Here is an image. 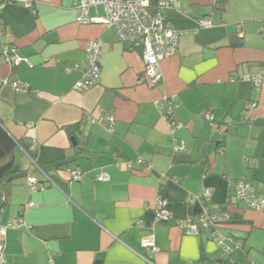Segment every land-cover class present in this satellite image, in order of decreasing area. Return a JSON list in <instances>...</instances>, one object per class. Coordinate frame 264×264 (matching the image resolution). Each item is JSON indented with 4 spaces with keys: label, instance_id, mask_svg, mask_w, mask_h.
<instances>
[{
    "label": "crops",
    "instance_id": "obj_1",
    "mask_svg": "<svg viewBox=\"0 0 264 264\" xmlns=\"http://www.w3.org/2000/svg\"><path fill=\"white\" fill-rule=\"evenodd\" d=\"M76 15L73 0H0V44L23 59L10 69L0 58V75L35 92L0 91V125L30 163L19 158L16 165L15 153L23 176L13 182L0 226L19 216L24 225L0 237V264H148L141 241L150 236L157 248L148 256L152 264H244L259 252L264 258V214L235 203L228 186L246 177L264 197V82L253 90L243 80L246 73L264 75V0H185L167 12L174 28L191 33L180 37L176 56L160 63L156 87L139 84L140 48L118 41L111 28L78 25ZM206 18L212 27L197 29ZM96 39L100 81L78 92L85 46ZM173 95L182 125L174 132L157 111ZM85 114L113 115L114 133L85 123ZM176 141L184 142L182 152H173ZM68 168L82 172L81 180L70 181ZM101 173L109 180H97ZM27 177L38 183L29 188ZM204 188L212 191V210L233 216L220 232L238 240L243 253L231 257L208 233L187 235L178 227ZM158 199L167 202V222L155 216Z\"/></svg>",
    "mask_w": 264,
    "mask_h": 264
},
{
    "label": "built area",
    "instance_id": "obj_2",
    "mask_svg": "<svg viewBox=\"0 0 264 264\" xmlns=\"http://www.w3.org/2000/svg\"><path fill=\"white\" fill-rule=\"evenodd\" d=\"M184 1L157 0L153 8L150 0H73L77 12L75 21L78 25H100L104 28H111L115 31L118 41L132 43L134 46L140 48L144 71L139 79V84H148L151 87H156L161 82L160 63L176 56L179 50L180 37L191 33L190 31L177 30L167 19V12L180 10ZM25 6L30 8L31 4L27 2ZM99 8L102 9L101 16H98ZM91 10L94 11V17L90 15ZM211 27L212 23L208 18L201 19L196 24L197 29H208ZM85 53V66L82 69L81 78L73 87L78 92H86L100 81L101 40L88 41L85 46ZM0 58L10 69L19 66L23 61L11 44H0ZM66 71L68 72V70ZM243 80L248 82L253 90H259L264 82V75L262 72L246 73L243 76ZM5 87H9L15 92L35 93L31 91L28 84L20 81L11 82L0 75V91ZM255 105V103L250 104V108H254ZM177 109L178 98L174 95L164 96L157 104V111L172 132L182 127L176 118ZM203 117L209 122L212 121V116L209 112L204 113ZM83 121L92 125L98 124L110 134L114 133L115 118L111 114L98 118L85 114ZM184 149V142H175L173 152H182ZM223 152V149H220L219 153L223 154ZM142 164L141 161L136 162V165ZM115 166L118 169L120 168V164L118 163ZM126 167L130 170L133 168V165L127 163ZM39 171L46 179H49L41 169ZM67 173L70 176V181L75 182L80 181L83 176V173L77 169L68 168ZM96 179L108 181L109 176L106 173H101L96 175ZM37 183V179L33 177H27L25 181V184L29 188ZM228 186L232 190V197L236 203L244 205L249 210L264 214V197H257L253 186L246 177L229 180ZM35 191L33 188L31 192ZM211 198V189H202L193 198V202L199 206L197 217L195 219L187 218L179 221L178 227L187 235L208 233L216 246L225 254L230 255L234 250L238 249V246L231 237L222 234L220 228L230 222L231 215L226 211L212 210L208 205ZM31 205L32 203L28 204V206ZM155 216L161 222H167L170 218V212L165 200H157ZM22 225H24V222L21 216L10 220L6 226H0V237L5 236L8 228L15 229ZM141 246L145 253L141 256L142 260L148 264H152L148 256L157 252L154 237L150 236L142 239ZM3 248V244L0 242V262H3Z\"/></svg>",
    "mask_w": 264,
    "mask_h": 264
},
{
    "label": "trees",
    "instance_id": "obj_3",
    "mask_svg": "<svg viewBox=\"0 0 264 264\" xmlns=\"http://www.w3.org/2000/svg\"><path fill=\"white\" fill-rule=\"evenodd\" d=\"M150 2H151V6L154 8L157 0H150ZM1 31H2V28H1ZM237 45H241V43L233 44V46H237ZM16 142L17 141L15 140V138L11 137L9 133L0 125V192H2L0 193V197H1L0 211L4 207L7 201V198L10 194V189L13 185V182L17 178H20L23 176L22 172H19L15 168V149L17 147ZM220 149H223V148L222 147L219 148L218 152L220 151ZM189 211H190L189 218L195 219L199 212L198 204L194 203V205L190 207ZM232 217L233 216L231 215V220H232ZM232 239L234 240L235 244L238 246V249L234 250L233 253L230 254L231 257H234L236 252L243 253V247H242V244L238 240H236L235 238H232ZM243 255L245 256V254ZM218 262L225 264V262H223L222 260H219ZM230 264H242V263L233 262Z\"/></svg>",
    "mask_w": 264,
    "mask_h": 264
},
{
    "label": "rangeland",
    "instance_id": "obj_4",
    "mask_svg": "<svg viewBox=\"0 0 264 264\" xmlns=\"http://www.w3.org/2000/svg\"><path fill=\"white\" fill-rule=\"evenodd\" d=\"M92 12H93V10H91ZM91 12V13H92ZM99 12H101V8H99ZM16 156H17V158H18V160H17V158H16V165H18V164H20V161H19V158H21L22 159V162H24V163H26V167H28V164H30L29 162H28V158L26 159L23 155H22V153H21V151H20V149L19 148H16ZM20 159V160H21ZM33 168V167H32ZM253 256H250L251 257V259L250 258H248L245 262H244V264H254L255 262H254V260H256V261H264V258L261 256V253L259 252L258 254L256 253V254H252ZM252 259H254V260H252ZM259 263V262H258Z\"/></svg>",
    "mask_w": 264,
    "mask_h": 264
},
{
    "label": "water",
    "instance_id": "obj_5",
    "mask_svg": "<svg viewBox=\"0 0 264 264\" xmlns=\"http://www.w3.org/2000/svg\"><path fill=\"white\" fill-rule=\"evenodd\" d=\"M71 141L73 142L74 146H76V143L73 138L71 139Z\"/></svg>",
    "mask_w": 264,
    "mask_h": 264
}]
</instances>
